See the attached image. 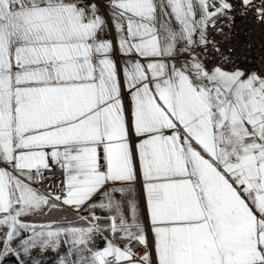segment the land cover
Listing matches in <instances>:
<instances>
[{
    "label": "snow or ice",
    "instance_id": "snow-or-ice-1",
    "mask_svg": "<svg viewBox=\"0 0 264 264\" xmlns=\"http://www.w3.org/2000/svg\"><path fill=\"white\" fill-rule=\"evenodd\" d=\"M249 16L264 0H0V264H264Z\"/></svg>",
    "mask_w": 264,
    "mask_h": 264
},
{
    "label": "built area",
    "instance_id": "built-area-1",
    "mask_svg": "<svg viewBox=\"0 0 264 264\" xmlns=\"http://www.w3.org/2000/svg\"><path fill=\"white\" fill-rule=\"evenodd\" d=\"M218 39V38H217ZM231 45L235 48V55L242 64H246L253 69L261 67V57L264 56V28L252 22L251 16L247 19H238ZM62 174L55 169L48 174V179L43 181L40 191L53 194L59 193L62 185ZM96 223L101 228L109 227L107 219H100Z\"/></svg>",
    "mask_w": 264,
    "mask_h": 264
},
{
    "label": "crops",
    "instance_id": "crops-1",
    "mask_svg": "<svg viewBox=\"0 0 264 264\" xmlns=\"http://www.w3.org/2000/svg\"><path fill=\"white\" fill-rule=\"evenodd\" d=\"M82 214L85 215V216L88 215L87 212H84ZM96 214L99 215V216H102V217L106 215V213H104V212H102L100 210H96ZM51 215L53 217H62V216H69V217H71L73 215V212H72V210L70 208L64 207L61 210L54 211L53 213H51ZM36 222H40V221L37 220ZM98 244H101L102 245L103 244V241L99 239L98 240Z\"/></svg>",
    "mask_w": 264,
    "mask_h": 264
},
{
    "label": "rangeland",
    "instance_id": "rangeland-1",
    "mask_svg": "<svg viewBox=\"0 0 264 264\" xmlns=\"http://www.w3.org/2000/svg\"><path fill=\"white\" fill-rule=\"evenodd\" d=\"M99 238H97V242H98Z\"/></svg>",
    "mask_w": 264,
    "mask_h": 264
}]
</instances>
